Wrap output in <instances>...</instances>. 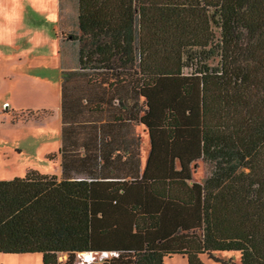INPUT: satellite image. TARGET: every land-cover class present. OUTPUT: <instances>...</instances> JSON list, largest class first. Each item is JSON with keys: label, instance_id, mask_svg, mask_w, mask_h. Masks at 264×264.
Returning a JSON list of instances; mask_svg holds the SVG:
<instances>
[{"label": "trees", "instance_id": "obj_1", "mask_svg": "<svg viewBox=\"0 0 264 264\" xmlns=\"http://www.w3.org/2000/svg\"><path fill=\"white\" fill-rule=\"evenodd\" d=\"M78 13L64 121L80 110L79 99L67 104L79 98L71 90L109 89L120 120L148 129L151 153L142 174L102 179L96 126L82 142L64 128L61 180L37 170L0 180V254L204 264L202 255L237 252L240 264H264V0H78ZM199 160L213 166L204 183L193 181Z\"/></svg>", "mask_w": 264, "mask_h": 264}, {"label": "rangeland", "instance_id": "obj_2", "mask_svg": "<svg viewBox=\"0 0 264 264\" xmlns=\"http://www.w3.org/2000/svg\"><path fill=\"white\" fill-rule=\"evenodd\" d=\"M9 3L7 19L10 21L12 18L11 44H0V180L24 177L31 170L58 175L59 163L49 160L55 156L49 154L54 152L57 145L59 122L56 119L47 120L59 100L60 71L79 64V44L73 41L58 43L53 28L56 25L57 30H62L57 31L56 35L66 40H70V35L79 34L78 15L75 17L71 13V10L78 13V0H64L62 12L56 16L53 12L48 15L51 8L39 15L34 0H9ZM217 33L219 35V30ZM218 62L219 58L214 57L209 64L217 66ZM82 73L92 83L99 80L101 74L93 69ZM78 81H69L68 84L77 87L86 85V81ZM148 148L147 138L144 141L145 152ZM193 169V181L204 183L213 166L199 160ZM94 257L90 264H102L106 258L103 254H95ZM67 259V254H60L58 258L61 264H65ZM201 259L204 264H240V254L237 252H214L211 256L202 255ZM82 263L83 260L77 255L75 264ZM0 264H43V256L0 254ZM165 264H188V261L181 255H174L166 258Z\"/></svg>", "mask_w": 264, "mask_h": 264}, {"label": "crops", "instance_id": "obj_3", "mask_svg": "<svg viewBox=\"0 0 264 264\" xmlns=\"http://www.w3.org/2000/svg\"><path fill=\"white\" fill-rule=\"evenodd\" d=\"M34 2L39 15H43V12L46 11L45 9L49 8L50 10L51 8V14H49L48 12V15H52L53 12L56 16L62 12V3L64 2V0H34ZM9 6V0H0V44H11L9 35L11 33L10 21L12 18H10V21L9 19H7V17L9 16ZM71 13L73 16L76 17L78 15L79 17V13H77L76 10H71ZM55 20L56 18L53 19L54 22ZM39 25H42L41 20ZM55 26L53 28L55 40L58 43L67 41L71 42V40H66L62 37H58L56 35V32H62V30H57ZM78 67L79 64L73 68H63L60 71V78L58 83L59 100L57 102L55 110H52V114L48 117L47 120L49 122L50 120L56 119L57 122H59V138L56 142L57 145L55 146L56 148L54 152L49 154H53L55 156L52 159H48L51 161L55 160L57 163H59L60 173L58 175L49 172H44L42 174L55 175L59 180L63 178L64 158L63 154L60 152V149L64 145V128L69 129L72 126V140H74L75 137V140L77 139L78 142H82L85 134V130L83 128L87 125L96 126L97 128L98 140L100 141L99 154L103 155V157L100 159L105 162L104 170L101 173L102 179L108 180L110 179V177H123L122 179L130 180L137 172H139V174H142L151 153V140L148 129L143 124L137 123L135 121L131 123V121L128 119H124L122 121L120 120V114L117 112V110L114 111V107H116L119 103L118 99L113 100L111 109L108 105V96L110 95L111 90L96 88H85L80 91L71 90V94L75 95L78 93L79 98L76 99L72 97L71 99H67V104H70L71 102V105L74 106L73 104L75 103V100L79 99L78 104L80 105V110L75 107L71 115L68 116V119L64 121V76L66 72L78 71ZM105 92L107 93V97L105 99H101L100 96ZM87 104H89V106L86 107V109L84 107ZM88 108H90V110H88ZM147 138L149 140V148L148 151L145 152L144 141ZM79 152H81L82 156H85L84 147H81L79 149ZM76 177L89 178V176L84 174L77 175Z\"/></svg>", "mask_w": 264, "mask_h": 264}, {"label": "built area", "instance_id": "obj_4", "mask_svg": "<svg viewBox=\"0 0 264 264\" xmlns=\"http://www.w3.org/2000/svg\"><path fill=\"white\" fill-rule=\"evenodd\" d=\"M84 253H85V252H84ZM80 254H83V253H79V254H78V257H79V258H80ZM95 254H96V253L89 252L88 257H86V259L89 260V261L85 262V261L83 260V263H82V264H90V263L96 258V257H94ZM91 256H92V259H90ZM105 256H108V254L106 253ZM93 258H94V259H93Z\"/></svg>", "mask_w": 264, "mask_h": 264}, {"label": "bare ground", "instance_id": "obj_5", "mask_svg": "<svg viewBox=\"0 0 264 264\" xmlns=\"http://www.w3.org/2000/svg\"><path fill=\"white\" fill-rule=\"evenodd\" d=\"M88 255H89V253H85V254H83V255L80 256V257H81L82 260H84L85 262H87V261H89V260L86 259V257H88ZM85 259H86V260H85Z\"/></svg>", "mask_w": 264, "mask_h": 264}]
</instances>
